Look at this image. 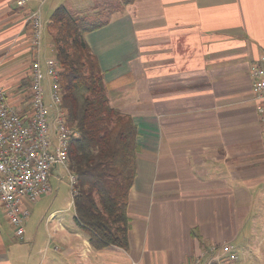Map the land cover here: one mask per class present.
Here are the masks:
<instances>
[{
    "label": "crops",
    "instance_id": "0c3cea01",
    "mask_svg": "<svg viewBox=\"0 0 264 264\" xmlns=\"http://www.w3.org/2000/svg\"><path fill=\"white\" fill-rule=\"evenodd\" d=\"M18 1L0 0V81L26 113L27 17L37 9L43 16L50 0ZM56 2L48 21L60 4L88 15L80 14L84 0ZM92 2L111 12L87 41L111 104L139 130L129 248L95 249L75 217L74 228L19 238L0 203V264H185L224 242L237 244L243 260L260 255L264 125L251 71L264 53V0Z\"/></svg>",
    "mask_w": 264,
    "mask_h": 264
},
{
    "label": "trees",
    "instance_id": "16d2710c",
    "mask_svg": "<svg viewBox=\"0 0 264 264\" xmlns=\"http://www.w3.org/2000/svg\"><path fill=\"white\" fill-rule=\"evenodd\" d=\"M131 0H127L130 2ZM79 17L58 5L47 24L60 66L67 120L80 131L70 147L76 175L75 221L95 249L129 248V196L137 175L139 130L134 118L111 104L98 56L87 34L109 21V11ZM23 86L27 91L31 80Z\"/></svg>",
    "mask_w": 264,
    "mask_h": 264
},
{
    "label": "built area",
    "instance_id": "2783aa9c",
    "mask_svg": "<svg viewBox=\"0 0 264 264\" xmlns=\"http://www.w3.org/2000/svg\"><path fill=\"white\" fill-rule=\"evenodd\" d=\"M25 0H19L23 5ZM40 9L27 17L31 24L33 59L30 68V108L21 113L11 103V91L0 81V203L16 236L23 238L31 215L28 204L52 192L51 176L65 168L70 172L72 203L76 175L70 169L69 151L80 131L67 120L57 59L40 56L44 22ZM253 99L258 102L264 125V53L251 71ZM60 175L59 181L62 179ZM233 242L213 244L185 264H242Z\"/></svg>",
    "mask_w": 264,
    "mask_h": 264
},
{
    "label": "rangeland",
    "instance_id": "374dc122",
    "mask_svg": "<svg viewBox=\"0 0 264 264\" xmlns=\"http://www.w3.org/2000/svg\"><path fill=\"white\" fill-rule=\"evenodd\" d=\"M86 1L87 0H84L83 5L86 4L85 7L87 6L88 7L83 8L80 14L84 12V13H88L89 15L94 12V6H96L97 3L92 2V0L91 1L89 0L88 3ZM55 3H57L56 0H50L42 16L43 18L42 21L44 22V25H45L44 27L45 31L43 35V44H42V51L40 53V56L44 59L54 57L55 55L54 48L50 45L51 40H50V36L47 31L48 20L46 17L47 14L49 13V7H51V5H54ZM103 4L104 6L114 5V3H110V2H105ZM72 9L74 12L78 11L77 8H72ZM97 11H100V12L107 11L108 12L109 10H102V8H99L97 9ZM110 12L111 10L109 11L108 14H110ZM29 47L31 51V60H32L33 50L31 47V39H30ZM30 68H31V62H30ZM26 78L27 79H25V82H27L26 80L30 79V71H29V75ZM61 174L63 177L59 181ZM51 184L53 187V190L51 193L43 195V197L36 203L28 204L31 210V215L28 217V219L25 222L26 223L25 229L27 230L28 235L35 234L36 230L39 229L40 230L39 236H45L46 238L47 232H48L47 229L57 228V226L58 227L65 226L69 229L76 227V224L74 222L75 207L73 206V204L71 205L73 195H72L70 172H68L65 168L64 169L62 168L61 173H53L51 176ZM54 211H57V216L55 217L53 222H51L50 224L49 214ZM47 220H49V222ZM257 241L258 240H256L255 244L257 243ZM46 243H47L46 240H44L42 245ZM30 245H27L28 248H30ZM37 249L39 248L38 247L36 248V252H37ZM259 249L260 250H257V252L259 251V253H261L260 255L258 254L256 257L250 256V258L244 257L242 264H264V243L263 245L259 246ZM26 253L28 254L29 250ZM37 255H40V254H37Z\"/></svg>",
    "mask_w": 264,
    "mask_h": 264
}]
</instances>
